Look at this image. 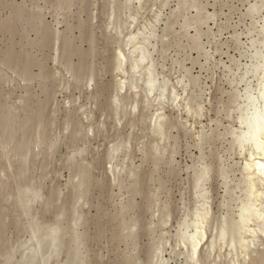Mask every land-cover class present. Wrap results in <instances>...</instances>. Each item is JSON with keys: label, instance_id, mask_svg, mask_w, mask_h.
<instances>
[{"label": "rangeland", "instance_id": "1", "mask_svg": "<svg viewBox=\"0 0 264 264\" xmlns=\"http://www.w3.org/2000/svg\"><path fill=\"white\" fill-rule=\"evenodd\" d=\"M263 24L264 0H0V264H185L203 211L235 242ZM135 33L141 74L178 96L160 139L118 88Z\"/></svg>", "mask_w": 264, "mask_h": 264}, {"label": "bare ground", "instance_id": "2", "mask_svg": "<svg viewBox=\"0 0 264 264\" xmlns=\"http://www.w3.org/2000/svg\"><path fill=\"white\" fill-rule=\"evenodd\" d=\"M136 38V33L129 34L125 38V47L118 46V51L116 50L117 68L122 73V77L117 80L118 88L121 89L125 86L132 95V92L141 89L137 92L140 91V95H143L141 99L139 98L142 107H151H149L151 109L149 114L147 111L149 130L156 139H160L165 132L164 124L168 115L165 113V108L176 107L174 105H176L178 96L173 91H166L164 85L157 84L155 78L152 77L150 68H146V73L144 72L146 76L141 74L140 68L146 59V54L142 48L137 47L136 43L133 44ZM138 48L139 51L136 52ZM262 70L264 71V68ZM258 92L257 100L260 104L257 105L255 99L248 94L247 104L251 108V112L248 117H242V114L238 118L240 124L246 128L245 132L239 135L235 133L236 141L243 150L239 154L237 170L243 184V195L246 201L243 213L238 220V238L232 242L227 240L223 234L208 236L210 234L206 230V213L199 212L193 220V230H184L180 236L179 241L183 247L185 264H264V80ZM135 104L136 101L130 102L132 108H135ZM136 107L138 108V105ZM48 228H51L50 231L53 232L52 243L55 247L58 240V234L55 232L58 231V227L53 224ZM51 255V253L47 255V261L51 259ZM162 256L159 257L160 261L164 260ZM157 260L156 258L155 262ZM49 264L52 262L50 261Z\"/></svg>", "mask_w": 264, "mask_h": 264}]
</instances>
